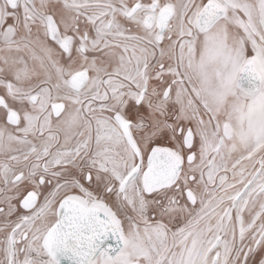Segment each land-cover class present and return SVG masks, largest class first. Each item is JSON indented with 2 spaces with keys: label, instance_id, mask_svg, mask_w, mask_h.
<instances>
[{
  "label": "snow or ice",
  "instance_id": "obj_1",
  "mask_svg": "<svg viewBox=\"0 0 264 264\" xmlns=\"http://www.w3.org/2000/svg\"><path fill=\"white\" fill-rule=\"evenodd\" d=\"M0 264H264V0H0Z\"/></svg>",
  "mask_w": 264,
  "mask_h": 264
}]
</instances>
